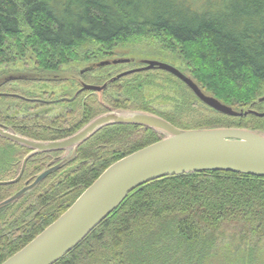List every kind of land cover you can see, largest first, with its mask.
<instances>
[{"label":"trees","instance_id":"1","mask_svg":"<svg viewBox=\"0 0 264 264\" xmlns=\"http://www.w3.org/2000/svg\"><path fill=\"white\" fill-rule=\"evenodd\" d=\"M154 39L181 53L209 95L235 109L263 112L264 0H0V66L24 60L59 73L71 63L113 56L118 45ZM153 72L110 80L105 103L114 110L154 108L185 130L264 131V117L213 111L167 72L172 78L162 83L174 86L167 88L176 98L173 111H165L166 97L146 92L154 85ZM103 73L105 79L89 77L87 83L118 75ZM96 107H90L92 117L103 111ZM133 128L109 126L112 145ZM143 129L150 138L138 149L158 141ZM138 149L115 155L96 172L85 158L86 169L82 164L63 178L52 175L18 202L17 213L4 217L14 224L0 228V264L53 224L110 165ZM56 264H264V178L206 171L148 183Z\"/></svg>","mask_w":264,"mask_h":264},{"label":"water","instance_id":"2","mask_svg":"<svg viewBox=\"0 0 264 264\" xmlns=\"http://www.w3.org/2000/svg\"><path fill=\"white\" fill-rule=\"evenodd\" d=\"M145 62V68L121 73L114 80L141 71L158 69L178 78L201 103L213 111L231 117L250 114L259 118L264 117V111L262 113L253 110L237 112L231 106L224 105L216 97L207 95L191 77L166 62L155 60ZM119 64H129V62L125 59L105 60L96 66L106 68V66H118ZM91 69L92 67L86 68L82 73ZM107 84L98 87L83 83L82 88L101 94L107 88ZM261 102L264 103V96L259 100V103ZM120 125L147 128L158 133L159 140L110 165L64 214L2 264H56L109 218L130 194L158 179L205 173L206 171L231 172L264 178V131L229 127L185 130L146 111L108 110V113L96 116L72 137L57 142L36 143L13 131L0 128V138L35 149L37 153L72 150L71 155L61 164L42 172L33 184L0 204V208L17 202L37 188L40 182L50 176L53 171L61 169L70 162L78 148L96 136L99 131L109 126ZM30 157L31 155L24 160L22 170L16 180L5 181L0 183V186L15 184L19 181Z\"/></svg>","mask_w":264,"mask_h":264},{"label":"flooded vegetation","instance_id":"3","mask_svg":"<svg viewBox=\"0 0 264 264\" xmlns=\"http://www.w3.org/2000/svg\"><path fill=\"white\" fill-rule=\"evenodd\" d=\"M97 64L92 65V69L84 73H82V71L86 68L82 69V71L79 72L80 79L72 83H69V81L66 83L61 81H31L24 78L15 81L12 80L11 82H9V80L2 82L0 84V94H2L0 95V99L2 98L9 101L5 102L2 108L3 115L0 116V128L6 131H13L17 135L36 143L57 142L72 137L74 133L78 132L85 127L88 122L96 118L92 117L94 113V111L90 109L92 105L95 111H98L97 105H100L103 110L96 114V116L108 113V110H114L105 103L104 97L107 88L101 94L96 91L83 90L82 88L83 83L98 87H102L106 84V82L103 84L96 82L90 84L86 81L89 77L93 79L98 78V80L105 79L103 73L104 68L96 66ZM145 67L146 65L144 64L133 69L141 70ZM153 71L157 72L160 70L153 69L151 71H141L134 74L149 75ZM87 73L91 75L87 76ZM108 74H110V72H108ZM113 79H115V77L109 80ZM59 83H62V85H59ZM2 89H4V91H2ZM101 99H103V101ZM150 109H152V112H149V110L143 111L154 115L156 114L164 119L162 112L154 108ZM135 127L137 128H133L130 135L118 139L113 143L116 145L114 150H112L114 145H112L110 141L108 128L99 131L96 136L89 139L78 148L70 162L65 164L61 169L53 171L50 176L40 182L37 188L30 191L28 194L39 190L52 175L56 174L59 175V178H63L66 174L75 173L76 171L79 172L81 165L86 163L85 158L90 159V170L96 172L98 169L106 168L110 162L112 163L115 155L121 156L123 152H129L145 145V143L149 141L150 133L142 127ZM155 135L159 140L158 133H155ZM71 152L72 150H62L37 153L35 149L24 147L16 142L0 138V183L16 180L20 175L24 160L27 156L31 155L27 160L23 172L24 174L20 180L15 184L0 186V204L16 195L17 192L33 184L45 170L61 164L71 155ZM89 165L83 164V168L86 169ZM28 194L17 200V202L0 208L1 229L7 225L14 224V221L8 220L9 218L4 220V217L15 215L18 211L16 204L28 196Z\"/></svg>","mask_w":264,"mask_h":264},{"label":"rangeland","instance_id":"4","mask_svg":"<svg viewBox=\"0 0 264 264\" xmlns=\"http://www.w3.org/2000/svg\"><path fill=\"white\" fill-rule=\"evenodd\" d=\"M113 56H105V57H100L97 58L94 61H83L82 63H71L70 67H66L57 72H44L42 70H39L36 66H34V63H31L29 61H21L17 64H14L11 66H0V84L4 81L9 80L11 82L12 80H20V79H28L31 81L35 80H41V81H61V82H67L69 83L76 82L77 80L80 79L79 72L82 71V69L91 67L94 64H97L101 61L109 60H117V59H125L129 62V64H119L118 66H113V67H106L104 68L105 74L108 72H114L113 74L116 73H123V72H130L131 70H135L133 68L140 67L141 65H144L146 62L145 61H160L163 63H168L175 67L176 69H179L181 72L186 74L188 77H191L193 80V75L190 69L187 67V62L184 60V57L181 55L179 51H173L167 44H163V41L160 40H152V42H144L143 44L140 45H118L117 48L114 50ZM146 65V64H145ZM156 75V79L153 81L154 85L147 87L146 86V92L150 93H155V94H162L163 96L166 97L168 100L167 107H165V111H173V99L176 98L175 93H172L167 87L173 88L174 86L172 85H166L162 83L163 79L167 76V78H172L168 74H163L159 72H153ZM118 75H115V78ZM153 76V75H152ZM140 77V76H135ZM132 78V79H134ZM177 79V78H176ZM131 78L129 79L130 82ZM175 79H173L174 81ZM110 80L106 81L108 83ZM195 81V80H194ZM126 82V81H125ZM181 84H183L181 82ZM59 85H62V83H59ZM66 85V84H64ZM185 88L187 87L185 84H183ZM188 88V87H187ZM26 89V88H23ZM35 89V88H32ZM27 90V89H26ZM189 90V89H188ZM191 92V90H189ZM207 95L209 93L205 90H203ZM192 93V92H191ZM193 94V93H192ZM194 95V94H193ZM195 96V95H194ZM196 97V96H195ZM197 98V97H196ZM198 102L199 99L197 98ZM9 100L5 99H0V103H5ZM201 103V102H200ZM203 104V103H201ZM198 106V105H197ZM206 106V105H204ZM199 107V106H198ZM208 107V106H206ZM163 109V108H162ZM237 112L238 111H247L248 109L246 108H238L235 109ZM264 111V110H263ZM107 238V239H106ZM105 239L108 241L107 243L109 244V239L110 237H106ZM112 241V240H111ZM103 246H108V245H103ZM101 247V246H98Z\"/></svg>","mask_w":264,"mask_h":264},{"label":"bare ground","instance_id":"5","mask_svg":"<svg viewBox=\"0 0 264 264\" xmlns=\"http://www.w3.org/2000/svg\"><path fill=\"white\" fill-rule=\"evenodd\" d=\"M15 85V84H14ZM75 107V106H74ZM29 151V150H28ZM2 188V187H1ZM22 234V233H21Z\"/></svg>","mask_w":264,"mask_h":264}]
</instances>
